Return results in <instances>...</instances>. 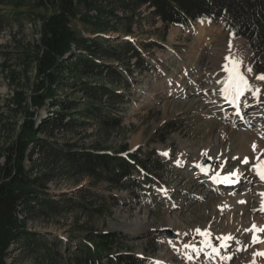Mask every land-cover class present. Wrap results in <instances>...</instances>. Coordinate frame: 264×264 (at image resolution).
Segmentation results:
<instances>
[{
    "label": "rangeland",
    "instance_id": "rangeland-1",
    "mask_svg": "<svg viewBox=\"0 0 264 264\" xmlns=\"http://www.w3.org/2000/svg\"><path fill=\"white\" fill-rule=\"evenodd\" d=\"M55 2L0 0V11L10 20L0 26V164L26 110L37 111V124L48 116L50 97L41 108L32 97L41 82L35 60L42 54L44 23L57 10ZM16 12H23L25 17L17 19ZM117 13L122 19L109 20V35L128 37L137 45L155 44L145 52L153 70L142 75L133 66V74H126L129 86L109 81L121 96V100L111 101L115 110L111 116H120L119 123L91 121L85 127L56 129L55 137L48 133L37 137L41 144L55 141L65 145L71 154L90 151L130 158L131 153H137L148 165L136 170L134 176L153 179L155 189L139 196L129 182L125 187H115L90 176L83 168L74 169L66 160L56 161L52 152L30 145L25 160L27 170L42 178L40 184L53 204L68 205V209L33 217L19 212L21 221L17 226L38 232L47 240L58 239L62 247L77 248L84 242L104 245L111 254L131 253L146 258L150 264H260L261 260L264 264V255L261 258L256 254L264 253L262 230L250 231L257 218L264 219V210H260L264 181L258 180L254 170L257 158L264 162V147L259 150L264 143V79H259L262 75L250 67L252 50L248 41L230 33L222 23L206 19L193 27L167 28L146 6L118 9ZM96 14L95 9L81 6L74 26L92 36L95 27L85 17ZM221 55L229 56L230 62L239 61V70L250 79L239 96L238 117L230 113L235 107L220 104L218 88L215 92L209 88L219 86L214 82L217 71L213 63L220 62ZM68 57L69 54L63 57L69 66L61 71L64 80L53 85L55 93L84 101L80 91L83 84L105 82L95 77L98 71L79 78L84 65L77 66L76 59ZM97 61L110 64L102 56ZM109 100L104 95L102 102ZM221 127L230 131L224 137ZM243 134L254 135L250 141L258 146L254 148L244 138L249 136ZM219 141L221 145L213 150ZM57 143L51 145L52 151L57 150ZM245 158L248 163H244ZM157 159L163 162L159 169L153 167ZM220 170L225 174L241 172L244 178L241 183L227 182L225 175L223 180L214 179L212 174ZM225 184L235 186V190L227 191ZM237 195L246 197V203L236 207L224 201ZM78 200L84 203L78 204ZM169 219L174 224H168ZM234 225L239 226L238 232L228 234ZM197 229L210 235H201ZM242 236L245 242L238 244ZM222 237L231 239L222 241ZM25 242L15 243L12 239L3 261L44 264L42 249L30 248ZM250 257L255 260L249 261Z\"/></svg>",
    "mask_w": 264,
    "mask_h": 264
},
{
    "label": "trees",
    "instance_id": "trees-1",
    "mask_svg": "<svg viewBox=\"0 0 264 264\" xmlns=\"http://www.w3.org/2000/svg\"><path fill=\"white\" fill-rule=\"evenodd\" d=\"M55 4L57 10L44 23L43 51L35 60L37 78L41 82L32 97L39 108L46 106V98L50 97L48 116L37 124V111L26 110L16 138L9 144L5 160L0 164V264H6L3 259L12 239L15 243L26 241L25 244L35 250L41 248L44 264H150L146 258L131 253L111 254L104 245L93 246L84 242L77 248L67 245L62 247L58 239L47 240L38 232L18 227L21 221L19 212L33 217L46 211L68 209V205L53 204L48 197L50 194L40 184L42 178L32 176L27 170L25 160L29 146L52 152L56 161L66 160L74 169L83 168L90 176L104 179L115 187H125L129 182L139 196H143L146 190L155 189L153 179L140 180L134 176L136 170L148 165L137 153H131L130 158L90 151L71 154L65 145L55 141L41 144L37 135L48 133L50 137H55L56 129L85 127L91 121L109 125L119 123L120 116H111L115 113L111 101L121 100V96L117 88L109 86V81L129 86L126 74H133V66L142 75L153 70L145 52L151 51L155 44L137 45L128 37L109 35V20L122 19L117 13L118 9H140L146 6L152 16L160 19L167 28L193 27L203 19L214 24L222 23L230 33L248 41L252 50L250 67L255 74L264 76V0H56ZM81 6L97 11L96 16L85 17V21L95 27L92 36L82 34L74 26ZM16 14L17 19L25 17L23 12ZM6 21H10L9 17L0 11V26ZM66 54H69L68 60L76 59L77 66L84 65L79 76L74 74V77H89L98 71L95 77L99 76L97 80L105 82L100 85L83 84L80 91L85 96L84 101L70 100L55 93L53 85L64 80L60 76L61 71L69 66L65 65L63 58ZM98 56L107 58L110 64L98 62ZM131 60H135L134 63L130 64ZM104 95L110 99L106 104L102 102ZM54 143H57V150L52 151L51 145ZM162 163L157 159L153 167L159 169ZM101 198L105 199L104 196ZM77 203L84 202L78 200Z\"/></svg>",
    "mask_w": 264,
    "mask_h": 264
},
{
    "label": "bare ground",
    "instance_id": "bare-ground-1",
    "mask_svg": "<svg viewBox=\"0 0 264 264\" xmlns=\"http://www.w3.org/2000/svg\"><path fill=\"white\" fill-rule=\"evenodd\" d=\"M221 58H222V60L220 61V62H214L213 64V67H214V70H216L217 72V74H216V78L214 79V82L215 81H217V84L219 85L218 87H214V86H211V87H209V88H211V90H213L214 92H215V88H218V93H220V98L222 99V102L220 103V104H222L223 106H224V108H228V107H230V106H233V107H235L234 108V110L233 111H231L230 113H233V114H235V117H238V116H240V112H241V110L238 108L239 106H240V101H239V99H240V97L239 96H241V93L243 92V91H245L246 89H247V87L249 86V83H250V79L249 78H247V76L242 72V71H240L239 70V68L241 67V65H239L240 64V62L239 61H235V62H230V60H229V56H222L221 55ZM218 61V60H217ZM225 65H227V67H228V69L229 70H232V71H226L225 70ZM204 66V65H203ZM209 70V69H208ZM204 72V71H203ZM205 73V72H204ZM238 73V75L240 76V77H243V81H246L247 82V84L245 85V83L243 82V81H240L239 82V87H240V94L239 95H237V94H235V95H232L233 93H232V91L233 90H230V92L229 93H225L224 92V88H225V81H227V80H229V78H230V76H234L235 74H237ZM222 75L224 76L225 75V77H223V79H221V77H222ZM213 81H211V83H212ZM235 92V91H234ZM167 110V109H166ZM256 110V109H255ZM224 124V123H223ZM228 132H230L228 129H226V128H224V127H221V131H220V134L221 133H223V137L226 135V134H228ZM243 135H245V136H249V137H244V138H247L248 139V141L250 142V143H252L253 145H255L254 143L255 142H251L250 141V137H253L254 135H252V134H243ZM251 135V136H250ZM220 137H221V135H220ZM242 137V136H241ZM229 139V138H228ZM215 140V139H214ZM252 140V139H251ZM241 141H242V139H241ZM256 142H258V141H256ZM217 143H219V144H215L214 146H213V150H215V149H218L219 148V146L221 145V142L219 141V142H217ZM250 143H248L249 144V146H250ZM264 144V143H263ZM263 144H260V145H262V146H260V148H259V150H261V149H263V147H264V145ZM245 145H246V143L244 144V147H245ZM240 146V145H239ZM242 146H243V144H242ZM256 147L258 146L257 144L255 145ZM248 147V146H247ZM250 148V147H249ZM248 149V148H247ZM246 151V150H245ZM244 151V152H245ZM249 151V150H248ZM262 151H264V150H262ZM238 152V151H237ZM231 153V152H230ZM214 154V153H213ZM234 154V153H233ZM218 155V154H217ZM224 169V168H223ZM225 175V177H228V179L226 180L227 182H234V181H238L239 183H241L242 182V179L244 178L243 177V174L241 173V172H234V173H231V174H225L222 170H220V171H217V173H215V174H212V177L214 178V179H216V180H219L220 179V177L221 176H224ZM257 178H258V180L260 179V180H263L264 181V179H261V176L260 175H258L257 174ZM238 185V184H237ZM227 191H232V190H235V186L234 187H232V185H230V184H228V185H226L225 184V187H224ZM262 191V190H261ZM244 196V195H243ZM245 200H246V197H242V196H233V197H227V198H225L224 199V201L226 202V203H228L229 205H231V206H236V207H239V206H241V205H243V203L245 202ZM224 201H223V204H224ZM247 201V200H246ZM260 202H261V204H260V210H264V194H262V198H261V200H260ZM246 203V202H245ZM248 203V202H247ZM241 204V205H240ZM249 204V203H248ZM251 205V204H250ZM219 208V207H218ZM258 208V207H257ZM248 210V209H247ZM243 211V210H242ZM251 211V210H250ZM223 213V212H222ZM250 213V212H249ZM256 217H254V219H255ZM229 220V219H228ZM256 221L257 222H255L254 224H252V225H256V227L257 228H259V229H264V219L262 218H257L256 219ZM123 222V221H122ZM244 223V222H243ZM168 224H174V221L172 220V219H169L168 220ZM236 227V228H235ZM239 226L238 225H234L231 229L229 228L228 229V234L230 233L231 235H234V234H236L237 232H238V228ZM247 228V227H246ZM252 229V228H251ZM259 232V231H258ZM233 233V234H232ZM225 234V233H224ZM241 236V235H240ZM260 236V235H259ZM252 238V237H251ZM262 238H264V230H262ZM247 240V239H246ZM263 240V239H262ZM261 240V241H262ZM243 242H245V236H242L240 239H239V241H238V244H241V243H243ZM263 249H264V246L262 247ZM256 254H258V253H256ZM255 256V255H254ZM260 256V255H259ZM261 258H262V255L260 256ZM257 259V258H256ZM258 259H259V257H258ZM253 261V260H255V257H254V259H253V257H250L249 258V261ZM260 263V262H259ZM264 263V262H263ZM260 264H262V260H261V263Z\"/></svg>",
    "mask_w": 264,
    "mask_h": 264
},
{
    "label": "snow or ice",
    "instance_id": "snow-or-ice-1",
    "mask_svg": "<svg viewBox=\"0 0 264 264\" xmlns=\"http://www.w3.org/2000/svg\"><path fill=\"white\" fill-rule=\"evenodd\" d=\"M225 70L226 71H232V70H229L227 65H225ZM259 79H264V76H261V77H258ZM240 81H243V77H240L237 74H235L234 76H230L229 80L225 81V88H224V92L225 93H229L230 90H235L236 94L239 95L240 94V87H239V82ZM245 83V85L247 84L246 81H243ZM253 147L255 148V145H253ZM167 153H165L166 155ZM244 163H248L247 161V158H245L244 160ZM254 170L257 172L258 175L261 176V179H264V162L262 161H259V158H257V165L254 166ZM225 180L228 179V177H225L224 178ZM257 227L256 225H253L252 226V229L250 231H257ZM260 230H264V229H260ZM198 233H200L201 235H210V234H207V233H203L201 232L200 229H197L196 230ZM221 239L222 241H226L228 239H231V237H222V238H219ZM256 236H253V241L256 242ZM205 243L207 244V240L205 241ZM222 246H226V244H223ZM214 251L216 250L215 248L213 249ZM259 255H264V253H258Z\"/></svg>",
    "mask_w": 264,
    "mask_h": 264
},
{
    "label": "water",
    "instance_id": "water-1",
    "mask_svg": "<svg viewBox=\"0 0 264 264\" xmlns=\"http://www.w3.org/2000/svg\"><path fill=\"white\" fill-rule=\"evenodd\" d=\"M210 165V164H209Z\"/></svg>",
    "mask_w": 264,
    "mask_h": 264
}]
</instances>
